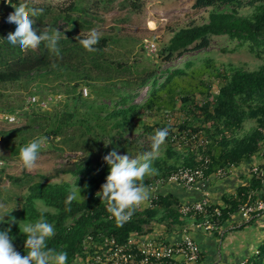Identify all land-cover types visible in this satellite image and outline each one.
Masks as SVG:
<instances>
[{
    "label": "trees",
    "instance_id": "16d2710c",
    "mask_svg": "<svg viewBox=\"0 0 264 264\" xmlns=\"http://www.w3.org/2000/svg\"><path fill=\"white\" fill-rule=\"evenodd\" d=\"M20 2L29 8H43L42 15L32 18L37 35L45 27L61 32L59 55L47 50L43 42L35 51H22L8 43L7 35L15 30L16 25L8 23L7 17L14 11L12 5L18 6ZM109 2L112 1L97 0L94 5L98 9L100 3H106L102 8L109 11ZM126 3L132 5V10L139 9V0H126ZM121 4L125 5L124 2ZM53 5L36 6L24 0H11V3L0 0V113H13L17 118L12 123L0 119V141L2 150H8L9 157H18L19 148L39 136L48 138L45 146L49 149L81 152V155L66 167L56 170V174L71 175L73 184L51 182L48 176L34 180L27 187L26 194L18 198L20 208L9 213L19 220H15L16 223L5 221L0 225V231L11 228L9 235L14 248L24 255L26 236L19 231L20 225L35 221L43 213L55 228V235L47 241L48 247L66 251L67 264H76L86 261L93 252L85 242L89 234L96 242L100 235H113L118 242H123L130 233L151 232L153 220L159 212L163 213L168 226L182 225V217H185L178 212V202L164 201L161 196H156L154 207L137 209L122 224L110 218L105 202L95 194L105 182L109 170L102 158L113 148L118 154L135 157L149 150L137 143L138 138H147L155 130L167 127L169 135L164 154L156 156L153 161L159 173L152 176L153 180L177 167L195 166L203 155L210 158V172L213 154L208 150V142L217 146L218 161L222 163L238 162L264 148V63L255 70L224 69L215 90L207 86L200 99L190 96L183 119L170 122L149 103L140 105L134 101L138 90L148 82L152 83L151 94H155L176 76L185 74V70L170 71L161 83H157L155 66L136 82L124 81L120 77L126 66L106 52L111 37L102 35L95 52L85 50L78 43L86 36L79 30L92 28L93 20H85V17L95 16L85 0H72L64 7ZM193 6L211 8L207 21L173 32L161 47L160 58L169 61L187 50L205 49L211 37L219 35H226L241 45L246 44L250 52L264 56V0H195ZM245 7H249L251 13L240 14ZM99 82L111 84L102 90L97 84ZM130 84L134 86L133 91L120 92ZM82 85L89 88L98 86L103 95L102 102L97 104L95 99L82 96L79 90ZM120 86L121 89L117 88ZM59 92L63 93L60 101L54 96ZM31 95L36 96L35 102L28 101ZM41 101H45L46 106H41ZM108 106L111 108L104 111ZM248 121H253L252 127L241 135L240 131ZM131 132H136L137 136L127 138L126 134ZM174 157L176 161L168 164V159ZM7 176L12 182L22 181V177ZM152 179L146 177L143 182L148 186ZM260 182L257 177L251 185L257 187ZM76 184L84 200L77 198L69 203L67 196ZM247 193L235 203L237 207Z\"/></svg>",
    "mask_w": 264,
    "mask_h": 264
},
{
    "label": "rangeland",
    "instance_id": "374dc122",
    "mask_svg": "<svg viewBox=\"0 0 264 264\" xmlns=\"http://www.w3.org/2000/svg\"><path fill=\"white\" fill-rule=\"evenodd\" d=\"M24 1L36 6L54 4L53 6L61 5L64 7L72 0ZM111 1L107 4L110 10L104 11L102 6L106 3H100L101 6L96 9L97 6L94 4L97 0H85L88 7L91 8V14H95L94 17L92 15V18L85 17V20H93L90 30L95 28L101 33V36L105 35L112 38L106 48V52L113 59L122 61L127 68L122 72L120 78L133 83L143 77L147 70L149 71V69L156 66L157 83H161L170 71L178 68L185 70V74L176 76L155 94H151L152 83L148 82L138 90V95L134 101L140 105L149 103L151 107L165 115L170 122L183 119L186 112L185 107H187V101L190 96L200 99L203 97L207 86H211V89L215 90L220 75L224 74V69L235 67L244 70H255L264 63V56L253 54L246 44L241 45L237 40L230 39L226 35L212 36L207 48L200 50L190 49L182 55L166 61L160 58L158 54L173 32L189 25L205 23L211 8H195L193 6L195 0H139V9L132 10V5L126 3V0ZM123 2L125 3L124 6L121 4ZM249 13H251L249 7L240 10V14L247 15ZM90 30L81 29L79 33L86 35ZM144 40L155 42L157 50L155 52L146 51L143 48ZM97 84L104 90L106 85L111 83L99 82ZM84 87L88 91L86 98L95 99L94 103L97 104L102 102L103 95L100 94L98 86L89 88L87 85H82L79 89L81 94ZM121 87L117 88L121 89ZM91 89L97 90V93ZM133 90L134 86L130 84L123 87L120 92ZM111 93L116 94V92ZM27 96L28 94L26 99ZM40 96L43 97V95ZM54 96L59 101L63 99V93L59 92ZM110 108L108 106L104 108V111H108ZM249 126L250 123L245 124L241 132L244 133ZM126 136H128L127 138H134L137 134L136 132H131L128 135L126 134ZM150 137L138 138L137 143L150 148ZM165 146L166 144L164 143L157 156L164 154ZM2 147V142L0 141V155H3L0 156V159L4 161V166L0 167V205H3V207H0V216L6 211L11 210L13 212L19 209L18 198L25 195L27 187L42 176L50 177L49 181L51 182L73 184L74 178L71 175L67 173L56 174V170L66 167L70 161L78 158L81 152H61L49 149L44 145L39 153L37 167L29 171L22 167L19 156L9 157L8 150L4 152ZM172 161L174 160L168 159L167 163L171 164ZM25 174L30 176H24ZM7 175L22 177V181L12 182ZM149 178L152 179V176ZM38 206L43 207L40 203H38ZM9 213L4 216V222L0 223V225H3L5 221L10 222ZM14 218L17 221L19 220L17 217ZM76 264L81 263L78 262Z\"/></svg>",
    "mask_w": 264,
    "mask_h": 264
},
{
    "label": "clouds",
    "instance_id": "9594fccd",
    "mask_svg": "<svg viewBox=\"0 0 264 264\" xmlns=\"http://www.w3.org/2000/svg\"><path fill=\"white\" fill-rule=\"evenodd\" d=\"M5 3H11V0H5ZM12 7L14 11L8 15L7 22L15 24L16 27L13 32L8 33L6 39L8 43L19 47L22 51H35L43 42L47 50L59 55L58 41L62 35L61 32L45 27L41 34L37 35L33 28L32 18L42 15L43 8H29L22 2L18 6L12 5ZM100 39L101 33L93 28L84 38L79 39L78 43L85 50L95 52ZM55 66L53 65V67ZM168 135L167 127L155 130L150 137L149 150L143 151L135 157L118 154L115 148L103 156V161L109 166L108 175L95 195L105 202L110 218L122 224L129 220L141 205L149 201L152 193L143 181L146 177L159 174L158 169L153 166V161ZM47 143L46 136H39L19 148V161L24 169L31 171L37 167L39 153ZM3 166L4 161L0 159V167ZM80 191L77 184L74 185L67 196V201L70 203L77 198L83 199ZM9 212L11 210L0 216V223L4 222V216ZM9 221L16 223L15 218L11 216ZM10 231L11 228L0 231V264H67L68 254L66 251L47 245V241L55 235V228L52 223L46 220L43 213L35 221L20 225L19 231L26 236L23 245L26 250L24 255L15 250L12 237L9 235Z\"/></svg>",
    "mask_w": 264,
    "mask_h": 264
},
{
    "label": "crops",
    "instance_id": "0c3cea01",
    "mask_svg": "<svg viewBox=\"0 0 264 264\" xmlns=\"http://www.w3.org/2000/svg\"><path fill=\"white\" fill-rule=\"evenodd\" d=\"M247 123H250L251 128L253 121L245 124ZM241 131V135L245 133ZM207 147L213 154V166L202 185L188 188L176 183L163 184L151 193L161 196L164 201L174 200L178 203L207 199L212 208L220 209L224 215L219 220L218 228L211 232L204 231L198 226L201 217L195 219L182 217V225L177 226L176 223L168 226L166 218L162 216L163 213L159 212L153 220V229L147 235L157 241L173 244L179 240L185 228L200 247V258L193 264H225L244 258L254 260V264H264V213L245 221L238 212L239 206L235 204L240 202V197L247 191L252 198L264 200V183L260 182L257 187L251 185L257 178L251 174V168L262 163L260 151L248 154L233 163L224 177H216L213 171L217 167L228 166V163L218 161V148L214 143L208 142ZM171 159L174 160L172 163L176 161V157Z\"/></svg>",
    "mask_w": 264,
    "mask_h": 264
},
{
    "label": "built area",
    "instance_id": "2783aa9c",
    "mask_svg": "<svg viewBox=\"0 0 264 264\" xmlns=\"http://www.w3.org/2000/svg\"><path fill=\"white\" fill-rule=\"evenodd\" d=\"M143 48L148 52H155L157 44L150 40L143 41ZM87 88L82 89V95H87ZM29 102H35L36 96L28 97ZM41 106H46L45 101L40 102ZM0 119L12 123L17 120L13 113H0ZM262 163L251 168V174L259 177L264 183V148L260 151ZM210 158L207 155L200 157L195 166H180L171 170L165 176L149 182L148 187L153 191L163 184H180L185 187L202 185L207 180L211 171L208 172ZM217 167L213 171L216 177H224L229 170V166ZM156 195H152L141 208H151L155 206ZM178 212L187 218H197L202 220L198 226L206 232H211L218 228L219 220L222 217L220 209L212 208L207 199L194 202L179 203ZM241 218L245 221L254 216L264 213V200L252 198L250 192L247 193L244 201L238 208ZM86 246L93 252L88 255L87 260L79 261L81 264H193L200 258V247L191 234L183 228L181 236L177 242L170 244L157 241L147 234L130 233L123 242H118L113 235H100L98 242L93 240L92 235L85 237ZM225 264H254L252 259L244 258L238 261H229Z\"/></svg>",
    "mask_w": 264,
    "mask_h": 264
}]
</instances>
